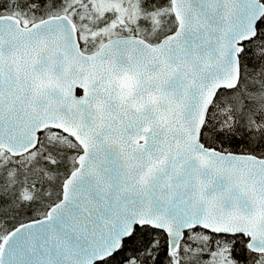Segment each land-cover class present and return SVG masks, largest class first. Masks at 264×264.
Wrapping results in <instances>:
<instances>
[{"label": "snow or ice", "instance_id": "6c2138e0", "mask_svg": "<svg viewBox=\"0 0 264 264\" xmlns=\"http://www.w3.org/2000/svg\"><path fill=\"white\" fill-rule=\"evenodd\" d=\"M0 264H264V0H0Z\"/></svg>", "mask_w": 264, "mask_h": 264}]
</instances>
